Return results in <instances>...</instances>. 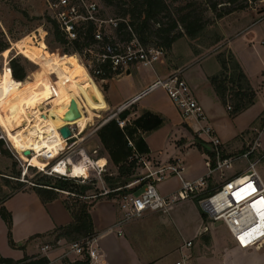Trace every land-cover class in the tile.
Instances as JSON below:
<instances>
[{
    "label": "crops",
    "instance_id": "1",
    "mask_svg": "<svg viewBox=\"0 0 264 264\" xmlns=\"http://www.w3.org/2000/svg\"><path fill=\"white\" fill-rule=\"evenodd\" d=\"M248 15L249 13L245 12L240 15L241 19L236 22L238 23L236 27L239 24L242 26L230 39L225 37L234 31L235 25L224 29L225 41L221 44L234 54L250 85L256 91L254 104L235 116L229 114L209 80V77L220 70L216 54L208 53L199 57V51L193 52L190 48L182 55L178 54L174 61L168 56L169 54L162 53L160 60L157 61L158 64L150 71L145 70L146 66H131L102 81L104 83L98 87L95 84L88 85L87 80L84 82L83 79H80L83 82L79 85L65 76L59 82L64 87L62 89L64 92L62 91L59 98H52L51 102L54 104L62 99L63 117H70V114L80 107L81 114L76 118V123L78 119L86 118L87 121L82 128L84 130L93 116L99 114L97 118H100L103 113L107 117L113 115L123 103L143 93L156 78L166 77L179 70L192 94L204 108L208 123L221 139L223 154L228 156L233 150H241L245 141L251 136V130L255 128L254 123L264 112V43H262L264 16L259 18L256 24L244 27L248 24L245 20L248 19L245 18ZM174 46L175 43L170 52H173ZM25 84H22L18 96L24 90L35 92L32 90L35 88L34 85L29 84L31 85L29 87ZM76 86L82 88L87 86V93L83 94ZM91 87L100 91L101 98L91 92L93 90ZM9 92L15 96V91ZM35 94L40 95L38 91ZM77 94L82 95V101L75 106L72 102ZM8 99L11 98H6L4 102L6 103ZM257 104L260 106L255 109ZM53 108L56 110L55 105ZM49 109L51 111V107ZM126 109L129 114L125 119H119L118 113L114 117L125 120V124L128 125H133L134 120L141 119V125L136 127V132L126 138L128 145L133 151H137L135 155H138V160L146 164V168L157 169L179 160L183 165L182 176L185 180L195 181L207 173V154L195 145L196 129L203 123L194 119L184 121L162 89L143 94ZM99 128L94 132V136L90 137L91 140L89 138L86 141L85 146L88 149L98 147L99 155L107 163V168L109 165L112 168L108 176L114 177L117 175V166L112 162L109 150L98 136ZM263 131L264 126L259 135L262 149H264ZM207 148L209 149V145ZM133 175L130 176L124 189L130 190L136 187L137 183ZM213 182L220 183V177L216 175L209 178L204 193L219 186L213 185ZM6 184L7 182L3 184V189ZM24 186L25 184L20 185V188L15 186L12 193L3 191L4 196L0 197V206H4L11 214L10 234L14 243V246L9 243L8 229L0 216V257L12 259L18 264H36L42 257L47 258V264H73L76 261H84V258L74 255L62 257L65 252L63 245H58L45 253L41 251L43 244L51 243V236L48 234L57 226L68 224L72 218L63 204L62 196L43 203L31 187L24 188ZM156 186L159 193L169 196L178 190L180 180L177 176L170 175ZM143 187L144 185L141 188L136 187L135 193L142 191ZM123 213L118 205V194L103 196L94 201L90 215L96 231L99 251V262L96 264H173L183 258H187L188 264L264 263V256H253L251 249H241L223 223L206 219L201 213L197 200L180 201L165 213L148 211L139 218L127 220L115 227V223L123 217ZM187 242L191 244L187 246ZM254 249L256 251L260 248ZM86 264L94 263L87 260Z\"/></svg>",
    "mask_w": 264,
    "mask_h": 264
},
{
    "label": "built area",
    "instance_id": "2",
    "mask_svg": "<svg viewBox=\"0 0 264 264\" xmlns=\"http://www.w3.org/2000/svg\"><path fill=\"white\" fill-rule=\"evenodd\" d=\"M44 2L48 16L57 21L68 41H83L87 27L89 25L93 27L92 41L83 49L78 58L95 83L97 79L105 81L106 78L103 77L108 72L114 76L118 74L117 72L124 71L131 66H150L159 61L162 56L161 49L143 45L137 39L128 18L106 14L101 0H44ZM119 22H123L125 29L130 32L131 39L129 41H122L115 35ZM41 39L43 40L42 37ZM6 64L8 65V61ZM8 69L10 71L9 67ZM157 89H162L166 93L184 121L194 119L203 123L196 129L195 136L208 143L212 153L211 156L207 155L206 157L208 171L199 179L188 181L182 176L183 165L179 160L153 171L148 168V173L141 178L148 180L142 191L118 194V205L124 213L114 226L117 227L127 220L139 218L148 211L168 212L174 204L194 199L198 201L202 215L210 221L222 222L241 249L261 248L264 245V182L257 170V164L262 156L259 151V143L255 140L239 154L224 155L221 139L208 123L204 108L192 94L179 70L166 77L156 78L143 93L123 103L116 113L109 115L96 126L93 125V128L87 133L85 131L88 126L92 125V121L88 122L84 130H81L77 124H68L70 130L68 138L61 136L59 128L58 136L63 141V147L56 151H53L54 148H43L39 159L45 161L47 165L40 167L41 173L50 177L73 180L82 185L94 184L96 190L77 195L85 201L93 202L100 197L117 194L124 187L106 186L104 174L107 171V163L105 160L103 163H99L103 158L99 155L98 147L88 149L85 143L104 122L112 118H115L118 125L123 127L125 120H119L114 116L128 108L143 94ZM227 108L231 109L229 105ZM0 138H4V136L1 135ZM9 148L11 147L9 146ZM19 154L22 157L20 159L16 156L22 167V178L19 180L30 187L37 186L34 181L25 180L24 176L28 172L31 160L38 153L29 150L27 155H23V151H20ZM240 160L247 162L242 173L226 176L224 171L232 168L233 164ZM215 173H218L220 177V185L204 193L208 179ZM170 175L179 178L180 186L172 195L164 196L159 193L156 185ZM241 178H246V180L239 184L238 181ZM42 187L51 188L50 186ZM60 192L75 196L74 193L68 191L60 190ZM258 201L261 203L259 202L254 207L253 204ZM242 237L246 239V244L241 241ZM190 244L191 242H187V246ZM58 245L65 247L62 257L74 255L87 258L90 263L99 262L95 235L71 242L59 239L54 244H43L41 251L48 252ZM173 264H188L187 258Z\"/></svg>",
    "mask_w": 264,
    "mask_h": 264
},
{
    "label": "trees",
    "instance_id": "3",
    "mask_svg": "<svg viewBox=\"0 0 264 264\" xmlns=\"http://www.w3.org/2000/svg\"><path fill=\"white\" fill-rule=\"evenodd\" d=\"M104 9L114 10L118 15L114 17L128 18L133 33L137 39L146 46H153L161 49L167 54L173 44L181 38L199 39L210 32V28L216 21L237 11L251 8L257 2L264 0H101ZM264 12V7L259 9ZM46 19L51 26L52 39L47 42V47L53 52L50 43L65 46L64 53L72 50L80 56L83 49L92 41L93 27L89 25L83 35V41H68L64 33L59 28L54 18L46 15ZM115 35L122 41H129L131 34L125 29V24L119 22ZM120 39V40H121ZM222 39L216 31H212L209 45H214ZM45 41V38H43ZM8 48L6 41H0V52ZM220 70L217 74L209 77L216 95L223 105L229 104L231 107L229 114L235 116L254 104L256 91L250 85L246 74L237 61L234 54L224 49L216 54ZM10 68L9 75L16 81H23L28 71L23 62L16 56H11L8 60ZM117 73H120L117 72ZM113 75L107 73L103 78H110ZM129 114L127 109L118 113L119 119H125ZM143 123H144V119ZM260 127L264 126V112L258 119ZM133 125L127 123L121 129L115 118L110 119L97 131L103 145L109 150L112 162L117 166V175L114 177H104L105 182L111 188L124 187L133 174V169L138 160L137 151H133L128 145L126 136L134 134L136 127L141 125V119L134 120ZM3 141L0 138V146ZM195 145L207 155L211 156V151L207 148L208 143L195 136ZM213 164V163H212ZM18 175V173L16 174ZM17 177V176H16ZM123 178V179H122ZM34 183L37 186L31 187L43 203L52 201L63 193L60 190L74 193L75 196L66 195L63 197V204L71 215L72 220L65 225L57 226L48 235L51 236V243L62 239L66 242L80 240L96 234L94 229L90 209L94 201H85L77 195H83L96 190L94 184L82 185L73 180L42 175ZM19 184V183H17ZM20 185V184H19ZM23 185V184H22ZM42 186H50L46 188ZM136 187L130 190L121 189L117 194L135 193ZM112 195V194H111ZM0 216L5 221L8 229V241L14 246L11 238V214L4 206H0ZM84 261H76L73 264H86ZM46 257L37 260L36 264H47ZM0 264H18L9 258L0 257Z\"/></svg>",
    "mask_w": 264,
    "mask_h": 264
},
{
    "label": "rangeland",
    "instance_id": "4",
    "mask_svg": "<svg viewBox=\"0 0 264 264\" xmlns=\"http://www.w3.org/2000/svg\"><path fill=\"white\" fill-rule=\"evenodd\" d=\"M45 6L46 5L44 0H0V41H6L8 43V48L5 51L0 52V105L3 104L2 106H0V136H4V138H2L3 143L0 146V197L4 196V193H12L15 190V186L20 188V185L25 184L18 181V179L22 178V167L18 162L16 156H18L20 159L22 157L14 149L16 146H19L20 151L26 150L20 138L18 136H15L17 129H19L23 125L21 121H19L17 116H14L8 112V107L14 105L16 108L20 109L24 105L25 101L32 103L37 102L42 106V109L46 113V107L48 110H50L49 105H51V103L53 104V102H51L52 93L48 89V84H50L51 86L52 82L59 83L64 79L65 76L69 77V79L71 78L73 82L76 81L79 85L81 84V82L86 81L85 72L82 66L79 63H76V57L72 55H76L77 53L75 54L74 52H72V50L69 49L68 51H66V53H64L65 46L58 45L55 42L50 43L51 47L54 49L53 52L50 51L51 49L47 47V42H50V40L52 39V35L50 23L46 19V15L48 14ZM262 7H264V2H257L251 8L233 12L223 17L222 19L217 20L216 24L210 28L211 31H208L207 33H205L204 37H201L199 39H178L175 42L173 52H167V54H169L168 56L174 61V58L178 56V54L182 55V53H185L189 48L192 49L193 52L198 50L199 57L208 53L217 54V52L226 49L224 48V45H221L222 42L225 41L223 35L224 29L230 28L232 25H235L236 27V25L238 24L236 22L241 19L240 15L244 14V12L249 13L248 16H245V18L248 17V19H245L247 20L248 24L244 27L256 24L258 19L264 16V12H259V9H261ZM105 12L108 15H117L114 10H111L109 8H106ZM241 26L242 25L239 24L236 28L234 27V31L229 33L225 38L230 39L238 32V30H240ZM212 31H216L217 33H219L222 36V39L218 43L210 46L209 42L212 36ZM41 37L45 38V41H43ZM121 38L122 37H120V39ZM262 43H264V40L262 41ZM218 45L221 46L218 47ZM11 56H16L17 58H19L27 68L28 75L23 81H16L9 75V69L7 67L8 65L6 64V61H8V58H10ZM76 56L78 57V55ZM157 64L158 63L155 62L150 66H146L147 68H145V70L150 71L152 68H155ZM80 79H83V81H81ZM24 83H26L25 85L27 86L29 84L34 85L35 88H32V90H34L35 92L38 91L40 95L35 94V92L32 93L30 91L24 90L23 93L18 96L21 92L20 88H22V84ZM93 83L98 87L102 86L104 82H102L100 79H97V82L95 83L93 81ZM30 86L31 85H29V87ZM86 89L87 88L83 90V94L87 93ZM91 89H93L91 91L92 93H95L101 98V94L98 89H95L94 87H91ZM9 91H15V96H12V93L10 94ZM27 96L29 97L26 98ZM6 98L11 99H8L5 103L4 101L6 100ZM74 98L75 99L73 100L72 104L77 106L82 101V95L77 94ZM61 101L62 99L58 102H54L53 104V106L55 105L56 111L59 110V115H63L61 108L63 102ZM228 105L229 104H227L225 107L227 111H230L227 108ZM259 106L260 104H257L255 109H257ZM51 116L56 120L58 119V115L54 111L51 112ZM97 117H99V114L92 117V125L88 126L85 131L86 133L93 128V125L96 126L107 116L105 115V113H103L100 118ZM78 120V126H81L82 130L87 119L83 118ZM60 122L61 121H59L58 123L60 124ZM74 123L76 122L74 121ZM260 124L261 123L259 120L256 121L254 123L255 128L251 130V136L248 137V139L245 141L241 150H233L229 153V155H235L243 152L246 149L247 145H251L255 140H257L259 143L260 155H262L259 163L257 164V170L264 182V149L261 148V142L259 141V135L262 128L260 127ZM262 133L264 135V131ZM93 136L94 134L90 137L92 138ZM56 143L57 145L55 147L63 146V141L59 136ZM9 146L11 148H9ZM45 164L47 165V163ZM46 165L38 166L36 164H31L27 174L24 176V179L28 181H36L43 175L41 173L40 167H44ZM246 166L247 162L245 160H240L238 162H235L232 168L225 170L224 173L226 176L233 175L236 172L242 173ZM146 167V164L142 160H137L135 168L133 169V177H135L137 183L135 185L138 188H141L148 181L147 179H141L142 176L148 173V168ZM151 170L153 171L154 169L151 167ZM108 172H112V168L110 165L104 174L107 177H109ZM17 173L18 175H16ZM216 175H218V173H215L212 176L214 177ZM5 182H7V184L5 185V189H3V184ZM17 183H19L20 185ZM213 185H220V183L213 182ZM28 187L30 186L25 184L24 188ZM3 191L5 192L2 193ZM62 196L66 195L62 194ZM250 249V251H253V256H264V247L256 251L253 247H251Z\"/></svg>",
    "mask_w": 264,
    "mask_h": 264
},
{
    "label": "bare ground",
    "instance_id": "5",
    "mask_svg": "<svg viewBox=\"0 0 264 264\" xmlns=\"http://www.w3.org/2000/svg\"><path fill=\"white\" fill-rule=\"evenodd\" d=\"M72 55L76 57L75 58V61H77L76 63H79L82 66L85 72V77L88 82V85L94 84L93 80L89 76L88 72L86 71L85 67L82 65L78 57L74 54ZM52 83H55V84H52ZM52 83H51V86L50 84H48V89L52 93L51 101H52V98L54 99L59 98L64 92L62 90L64 89L62 85H60L58 82L57 83L52 82ZM87 86L84 88L77 87V86L76 87L81 92H83V90L87 88ZM74 90L75 88H73V91ZM28 97L29 96H27L26 98ZM50 107H51V111L46 108V113L43 111L42 106L37 102L32 103V102L25 101L24 105L20 109L16 108L14 105L8 107V112L14 116H17V118L19 119V121H21L23 125L19 129H17L15 136H18L20 138L26 150H34V152L38 153L36 157L31 160V164H36L39 166L46 165L45 161H42L41 159H39L41 158V151L43 150V148H48V149L54 148V146L56 145V141L58 139V129L63 125L77 124V123H74V121L76 122V118L81 114V109L80 107H78V109H76V111L73 113L75 114L74 116L63 117L62 115L58 114V112L53 108V105H51ZM52 111H54L58 115V118L61 121L60 124L58 123L59 122L58 119L57 121L56 119L52 118L51 116ZM62 147H55L53 151H56ZM14 149L16 152L18 153L20 152L19 146H16ZM22 151H25V150H22ZM103 162H104V159L99 161V163H103ZM245 180L246 178H241L238 182L240 184V183H243ZM259 202L260 201L255 202L253 206L256 207ZM241 241L244 244H246L245 238L242 237Z\"/></svg>",
    "mask_w": 264,
    "mask_h": 264
},
{
    "label": "water",
    "instance_id": "6",
    "mask_svg": "<svg viewBox=\"0 0 264 264\" xmlns=\"http://www.w3.org/2000/svg\"><path fill=\"white\" fill-rule=\"evenodd\" d=\"M72 114H73V112L70 114V116H74L75 115V114H73V115ZM59 132H60V134H61V136L63 138H68L70 136V130H69L67 125H63L62 127H60ZM27 154H29V150L23 151V155H27Z\"/></svg>",
    "mask_w": 264,
    "mask_h": 264
}]
</instances>
